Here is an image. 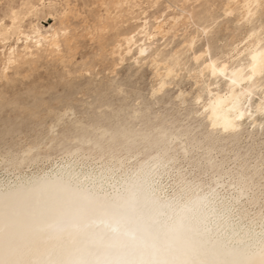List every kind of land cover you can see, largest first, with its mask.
Segmentation results:
<instances>
[{"label":"bare ground","instance_id":"bare-ground-1","mask_svg":"<svg viewBox=\"0 0 264 264\" xmlns=\"http://www.w3.org/2000/svg\"><path fill=\"white\" fill-rule=\"evenodd\" d=\"M39 1L40 7L34 5L33 0H25L22 8H12L0 19V45L6 50L2 63L5 70L28 63L44 53L65 58L70 35L65 21L73 6L69 0H62L63 15L60 13L62 16L58 19L61 27L49 26L48 30H43L39 24L31 22L27 29L28 18L33 20L46 9L56 11L57 3L53 0ZM187 1L183 0L178 7L166 0L170 18H166V12L153 16V22L148 19V10L157 9L160 0H109L110 7L104 2L108 11L106 20L115 23V34L107 39L111 30L105 22L95 30L92 40H98L99 45L96 56L101 55L106 44L112 43L111 50L120 63L129 59L136 63L147 62L153 66L155 76L153 94L161 93L169 83L174 84L185 69L184 52L195 48L196 32L191 34V31L190 35L188 30L204 21L202 14L196 17L194 9L187 10ZM220 2L224 10L221 12L226 10L228 15L237 17L236 21L246 28L241 41L244 47L238 52L245 54L248 61L256 56L251 66L253 69L255 63L254 71H259L264 66L261 58L264 27L260 24L252 27L260 20L258 8H251L255 22H247V5H256L259 0ZM177 7L179 14L172 15ZM129 20L142 23L129 28ZM182 30V45L165 53L159 41L166 44L170 37L179 39ZM195 57L192 71L198 89L192 96L201 113L214 124L231 121L246 100H250L248 97L258 92L259 100L254 109L259 114V125L261 121L264 123V84H258L251 74L244 78L238 70L222 84V75H212L211 62L201 57L198 63ZM75 160L68 155L35 171L0 173V264H264V215L248 218L235 209L236 202L243 200V191L239 190L233 201L227 197L229 201H218L212 189L202 183L180 181L178 188L170 191L165 186L167 183L164 184L166 163L158 155L136 162L127 159L76 163Z\"/></svg>","mask_w":264,"mask_h":264},{"label":"rangeland","instance_id":"rangeland-1","mask_svg":"<svg viewBox=\"0 0 264 264\" xmlns=\"http://www.w3.org/2000/svg\"><path fill=\"white\" fill-rule=\"evenodd\" d=\"M53 1L57 3L56 11L46 9L33 20L28 18L27 29L31 22L39 24L43 30L52 26L61 27L58 19L63 15L62 0ZM163 1L160 0L157 9L148 10L150 22L166 12V18H170L171 12L166 10V0ZM171 1L178 7L183 2ZM69 2L73 7L65 21L70 35L64 59L44 53L45 56L40 54L38 58L25 62L26 64L21 63L5 70L2 66L5 49L0 45L1 175L9 171L11 174L33 169L35 171L68 155H72L76 163L127 159L136 162L158 155L166 163L164 168H167V179H164V184L167 183L165 186L168 190L177 189L180 181L202 183L206 188L212 189L218 201L232 200L241 190L243 200L236 202L237 205L234 202L235 209L242 211L248 218L264 215V123L261 121L262 124L259 125V114L254 109L259 100L258 92L248 97L250 100H246L247 103L231 121L214 124L206 114L201 113L200 106L193 100L198 89L192 71L194 57L200 54L201 46L209 49L207 38H197L195 48L184 52L186 72L183 73L184 69L180 73L179 77L182 79L175 78L176 82L173 80L174 84L169 83L162 94H153L155 76L152 65L144 61L137 64L131 59L120 63L113 54L112 43L106 44V50L99 58L96 56L99 45L97 46L98 40H92L95 30L105 22L111 30L107 39L110 40L115 34V23L106 20L108 11L103 6L104 2L109 5V0ZM24 3L25 0H0V19L8 15L12 8H22ZM33 4L41 6L39 0H33ZM220 5V0H188L185 6L187 10L194 9L196 17L202 14V22L212 23L215 36L211 58L216 59L220 67L228 65L226 75L220 78L221 83L226 82L238 70L244 78L251 74L258 84H264V66L253 72L252 60H246L245 54L238 52L244 47L242 40L247 32L246 28L236 21L235 16L225 15V18ZM174 12L172 15L177 16L179 8ZM221 16L224 18L221 19ZM127 23L132 28L142 22L129 20ZM235 23L238 24L237 27ZM259 24L264 27L261 20L252 27ZM193 28L196 29L195 26L191 27L189 34L191 31V34H195L196 30ZM179 34V39L170 37L167 45L164 41H159V46L167 50L165 53L182 45L184 31ZM189 53L192 54L188 55ZM235 54L237 57L240 54L242 56L236 60ZM193 88L197 89L193 91ZM256 121L258 124H254ZM215 187L221 188L219 190Z\"/></svg>","mask_w":264,"mask_h":264},{"label":"snow or ice","instance_id":"snow-or-ice-1","mask_svg":"<svg viewBox=\"0 0 264 264\" xmlns=\"http://www.w3.org/2000/svg\"><path fill=\"white\" fill-rule=\"evenodd\" d=\"M247 7L249 9L248 14H247V22H251V23L255 22L253 19L251 8L256 7L259 9V18L261 20V24L264 25V0H259V2L256 5L250 4V5H247ZM224 15H228L226 10H225ZM223 18L224 17L221 16V19ZM196 36L198 39L207 38V43L209 45L208 50H205L203 46H201L200 54L195 57L196 61L199 63L201 61V57H204L206 60H209L211 62L209 66L212 68L213 76H216L218 73L219 75H226L228 71V65L225 64L223 65V67H220L218 61L211 60V48H212L213 39H214V33L212 32L211 23L210 22L209 23H204V22L196 23ZM261 58L264 59V53H261ZM256 59H257L256 56L252 57L253 62H255ZM254 70H255V63L253 65V71ZM235 74L236 73H234V75ZM262 75H264V71H262ZM232 83L235 84L236 81L233 80Z\"/></svg>","mask_w":264,"mask_h":264}]
</instances>
